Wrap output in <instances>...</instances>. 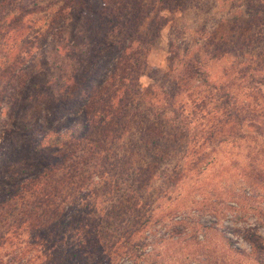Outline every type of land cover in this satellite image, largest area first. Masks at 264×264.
<instances>
[{"label": "rangeland", "instance_id": "374dc122", "mask_svg": "<svg viewBox=\"0 0 264 264\" xmlns=\"http://www.w3.org/2000/svg\"><path fill=\"white\" fill-rule=\"evenodd\" d=\"M63 1L5 0L0 8L6 13L0 16V167L14 173L9 184L16 173L32 172V166L42 164L60 141L83 128L74 120L45 128L42 134L32 129L35 117L51 114L49 96L62 89L77 65L72 51L78 53L85 44L84 38L70 36L73 19L53 20V11ZM143 1L150 13L139 28L150 40L141 48L146 65L137 82L142 102L145 97L158 106L163 92H176L178 99L190 104L207 94L206 83L224 84L231 100L251 115L247 120L252 126H246V120L225 138L204 142L196 135L202 134L198 120L181 126L160 111L162 135L150 136V142L139 147L134 126L124 130L106 126L110 156L121 153L122 145L127 152L124 171L139 166L146 173L137 193L128 192L130 201L145 203L134 207L120 201L124 193L118 188L93 178L96 209L109 203L123 208L126 224L115 232L126 229L132 239H140L138 251L144 253L111 254L109 264H264V0ZM24 11L23 30L4 27ZM152 19L160 22L156 32L152 25L147 30ZM48 24L51 34L33 62L32 31ZM19 44L18 61L12 62ZM196 68L200 73L189 75ZM36 92L45 95V102L34 99ZM103 127L105 123L98 128ZM97 130L91 131L98 139ZM83 193L78 189L75 195L77 209ZM87 207L93 210L92 205ZM90 251L93 257L98 253L95 248Z\"/></svg>", "mask_w": 264, "mask_h": 264}, {"label": "trees", "instance_id": "16d2710c", "mask_svg": "<svg viewBox=\"0 0 264 264\" xmlns=\"http://www.w3.org/2000/svg\"><path fill=\"white\" fill-rule=\"evenodd\" d=\"M4 3L5 0H0V8ZM53 12L57 23L59 16H65L63 23L73 19L70 36L84 38L85 44L78 53L72 51L70 57L77 60L76 67L69 71L62 89L58 88V93L49 96L51 114L35 117L32 129L42 134L45 128H57V123L74 120H80L83 128L78 135H69L60 141L42 164L32 166V172L16 173L17 179L11 184L7 180L14 173L0 167V264H109L111 254L140 256L144 254L138 251L140 239H132L126 229L115 232L126 224L124 214L127 217V213L123 214V208L109 203L96 209L95 192L98 190L94 188L93 178L101 179L103 185L112 189L118 188L120 194L124 193L122 197L118 195L120 201L125 200L128 206L145 204L139 199L130 201L128 192L137 193L146 173L139 166L124 171L122 164L127 152L122 145L119 146L121 153L110 156L107 140L111 142V136L107 139L106 126L112 130L134 126L139 136V143L135 145L139 147L149 143L150 136L162 135L160 111L168 112L170 119L179 120L181 126L191 119L198 120L202 134L194 132V136L208 142L216 136L225 138L251 115H245L242 106L231 100L233 97L226 85L212 82L205 84L207 94L190 104L178 99L176 92H163L160 104L156 101L161 109L145 97L142 102L137 82L146 65L141 48L150 40L139 28V23L150 13L143 0H64ZM24 13L26 11L12 16L4 27L23 30ZM4 14L1 10L0 16ZM151 25L156 32L160 22L152 19L148 31ZM48 27L49 24L32 31L33 62L45 49L52 30ZM21 49V45L15 49L12 62L18 61ZM189 72V75L200 73L198 68ZM34 75L32 73V77ZM34 99L45 102V95L36 92ZM104 123L105 127L99 130ZM244 124L252 126L248 120ZM94 129H98V139L92 136ZM77 182L81 183L78 187L74 185ZM78 189L85 190L79 209L74 201ZM90 199L92 201H88ZM88 205L93 206L91 212ZM94 248L98 253L93 257L90 250ZM258 251H262L261 247Z\"/></svg>", "mask_w": 264, "mask_h": 264}]
</instances>
